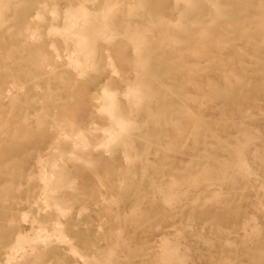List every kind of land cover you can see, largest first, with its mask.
Instances as JSON below:
<instances>
[{
	"label": "bare ground",
	"instance_id": "obj_1",
	"mask_svg": "<svg viewBox=\"0 0 264 264\" xmlns=\"http://www.w3.org/2000/svg\"><path fill=\"white\" fill-rule=\"evenodd\" d=\"M262 101L264 0H0L4 264L24 263L36 246L51 242L70 244V253L82 259L61 223L49 226L38 216L43 209L60 216L66 210L56 197L63 180L55 160L36 155L38 172L23 174L40 142L19 138L53 135L55 150L64 144L110 152L123 170L119 182L148 179L154 145L172 156L189 151L182 169L173 165L169 175L164 201L170 207L176 210L196 189L211 193L203 204L219 203L214 191L222 184L234 187L237 201L249 202L244 192L253 185L264 191V142L248 154L262 137L249 123L264 121ZM11 149L29 154L9 157ZM36 180L41 193L29 209L8 204L21 200V181L33 191ZM262 196L254 195L258 203ZM182 205L184 211L188 205ZM20 221L30 224L28 232ZM242 226L245 247L253 236L264 243V227L255 219ZM164 245L165 263L183 264L179 246Z\"/></svg>",
	"mask_w": 264,
	"mask_h": 264
},
{
	"label": "rangeland",
	"instance_id": "obj_2",
	"mask_svg": "<svg viewBox=\"0 0 264 264\" xmlns=\"http://www.w3.org/2000/svg\"><path fill=\"white\" fill-rule=\"evenodd\" d=\"M246 69L248 72L251 67ZM246 76L251 75L249 73ZM254 119L249 123L260 131L262 137L255 141L257 148L253 145L249 148V156L255 150H261L260 145L264 142V121L258 117ZM53 137L40 135L31 139H18L40 142V146L31 154L30 163L23 166L22 173L38 172L36 155L55 160L57 172H60L63 180V188L58 190L56 197L60 198L59 202L66 210L61 214L62 217L53 209L40 210L38 216L49 226L51 221L61 223L59 228L72 239L71 245L77 247L76 252L82 259L70 253V244L51 242L36 246L28 260L17 264H167L163 251L165 242L179 246L183 264H264V243L261 240L253 236L252 243L247 247L242 243L247 234L243 231L244 219H255L259 227H264V197H261V203L254 197L264 191H259L256 185L244 192V196H250L249 202L237 201L234 187L222 184L214 191L220 195L219 203L203 204L202 200L209 198L211 193L203 194L200 189H196L187 201H183L182 204L188 205L184 211H181L182 204L174 210L164 201L169 190V175L173 173V165L182 169L189 151L172 156L169 151L157 150L154 145L150 151L153 153L148 156V179L142 181L137 175L131 180L119 182L116 177L123 170L114 167L116 157L112 153L90 147L73 150L70 145L64 144L55 150L49 146ZM153 139H160L162 144L166 142L164 137L158 135H154ZM61 150L67 156H79L81 159L63 158ZM5 153L13 158L29 154L16 149ZM228 155L223 153L221 156ZM172 157L175 164L170 166L168 159ZM119 158L121 160V156ZM21 183V200L8 203L17 211L29 209L32 200H37L36 196L41 193L37 180L33 183V191L28 183ZM158 188H161V192ZM194 200L198 201L196 206H190ZM237 205H240V214L235 218L233 215ZM200 206L204 208L203 212ZM41 208L44 207L41 205ZM20 229L28 232L30 224L20 221ZM6 251V246L0 244V264H4L3 254Z\"/></svg>",
	"mask_w": 264,
	"mask_h": 264
}]
</instances>
